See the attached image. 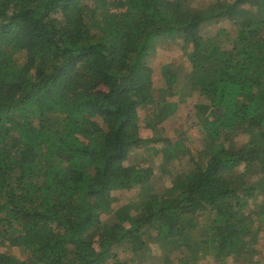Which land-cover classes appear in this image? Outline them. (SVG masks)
<instances>
[{
    "label": "trees",
    "instance_id": "trees-1",
    "mask_svg": "<svg viewBox=\"0 0 264 264\" xmlns=\"http://www.w3.org/2000/svg\"><path fill=\"white\" fill-rule=\"evenodd\" d=\"M207 3L0 0V264H135L155 242L162 264H264V0ZM174 44L191 68L165 65L156 88L150 59ZM195 90L200 163L114 209V191L155 175L126 164L159 139L140 110L156 129Z\"/></svg>",
    "mask_w": 264,
    "mask_h": 264
},
{
    "label": "rangeland",
    "instance_id": "rangeland-1",
    "mask_svg": "<svg viewBox=\"0 0 264 264\" xmlns=\"http://www.w3.org/2000/svg\"><path fill=\"white\" fill-rule=\"evenodd\" d=\"M208 1L210 2L214 0H194V4L196 5L198 3L199 7H203L204 5H208ZM228 25L231 24L227 23L226 21L217 24H209L207 26L201 27L199 34L204 37H212ZM228 29L232 30V27H229ZM189 50L190 48L186 51V53H188ZM186 53L182 45L174 44L169 47L159 48L158 52L151 57L150 65L154 68L156 88H159L165 84L164 66L167 64L171 65L170 68L172 71H174V73L179 75L182 80L184 79L185 74L191 68L189 60L186 58ZM204 99V96L199 90L191 92L186 102L180 105V109H178L174 115L166 119L163 123L157 125L156 129L147 127L145 124V117L148 115L150 110L147 108L140 110V115L143 117V121H141V130L143 135L147 136V134L154 132L159 137V139L157 141L151 142L152 144L148 145V147L140 148L132 152L126 164H135L144 162V160H149L153 162L155 166V175L147 187H135L128 190L114 191V209L129 203L136 205L153 194L159 197L162 195L171 194L172 192L170 187L173 183L172 176L184 171H188L189 169H193V159H197L200 163V152L203 148V136L201 135L200 129L197 126L198 118L195 104L204 101ZM244 139L245 138H238L237 140H240L241 142ZM168 140L174 144H183L182 148H176L178 156L170 161H166V159L163 157V153H156V149L165 147V145L168 143ZM220 142H223L226 146H229V142L223 138L220 139L218 143ZM242 169L243 165L237 166L232 169V172L229 175H238L242 172ZM251 176H253V174H251ZM211 221L212 216L209 212L202 211L198 216V223L200 227L208 226V224H211ZM149 247L150 251H146L142 257H132L131 260L133 263L137 264L143 261V259H146L142 264H162V262L157 257L162 254L160 246L155 242ZM201 264L214 263H212V257L209 256L207 259H202Z\"/></svg>",
    "mask_w": 264,
    "mask_h": 264
}]
</instances>
